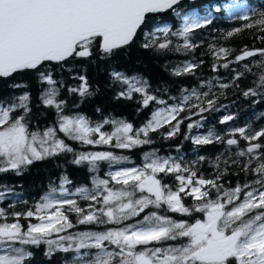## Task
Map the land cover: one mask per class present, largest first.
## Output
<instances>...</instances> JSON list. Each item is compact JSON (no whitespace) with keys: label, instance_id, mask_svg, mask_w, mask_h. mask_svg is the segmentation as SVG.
Here are the masks:
<instances>
[{"label":"snow or ice","instance_id":"1","mask_svg":"<svg viewBox=\"0 0 264 264\" xmlns=\"http://www.w3.org/2000/svg\"><path fill=\"white\" fill-rule=\"evenodd\" d=\"M182 0H0V77H11L15 73L25 70H36L42 81L55 85L51 73L45 74L42 66L46 62L66 61L69 57H89L94 45H99L102 52L108 55L130 45L137 36L138 30L148 23L149 14L163 13L173 10L183 23L172 36L184 38L185 50L195 49L198 45L188 39L196 29L210 24V17H200L196 13H184L178 10ZM242 7V6H240ZM240 19L249 21L244 25L247 29L258 28L264 32V13L252 19L244 12ZM242 29H234L228 36L240 33ZM169 27H157L154 31L145 33V43L142 47L156 48L157 50L170 49L172 41L165 39L157 44V33L169 35ZM264 41V36L259 37ZM180 50L179 46L174 49ZM229 50L221 48L216 52L219 57H226ZM264 56V48L242 50L236 56V61H243L248 57ZM200 63H203L202 61ZM231 63V61L229 62ZM228 67V63L222 65ZM264 70V61L259 65ZM198 64L188 63L182 68L175 69L176 75L193 73ZM248 71V65H245ZM213 70H216L215 65ZM243 73H238L235 79ZM113 76L129 85L127 92L120 96L131 99L132 93L143 94L142 105L148 107L150 102L166 103L158 100L147 92V82L137 77H126L120 73ZM264 85V74L260 77ZM79 89H71L80 96L88 93L86 78L81 76ZM211 88V82H209ZM18 86V85H17ZM222 88L228 84L220 85ZM254 89L244 92L245 96L256 95ZM57 90L50 88L42 96V102L47 106H54L58 111L65 101L55 99ZM193 95H196L193 90ZM207 96V93L203 94ZM199 99V96H197ZM190 96H184L182 103L187 102ZM19 104L8 106L0 105V173L9 170H19L23 166L32 165L45 157L59 152H72L73 149L59 139L57 129L48 128L42 134L29 132L25 116L14 117L11 113L16 108H23L27 113L29 96L25 94L19 98ZM214 99L207 100V107L193 105L200 113L212 109ZM184 107L180 105L168 106L152 113L151 118L139 129L131 123L113 121L115 129L112 132L101 131V126H90L83 116H61L59 132L73 141H80L88 145H110L117 149H133L139 146L152 144L150 132H157L161 127L172 124L167 133L175 136L180 130L183 120H177ZM232 119L225 117L223 122ZM194 125L189 124L191 129ZM198 126V125H197ZM99 134L93 139L94 134ZM239 133L249 146L240 150L237 155H248V162L241 171H251L257 179L246 182L242 186L225 189L218 183L226 172H218L214 179L198 176L197 171L183 164L180 160L163 158L155 152L145 154V163L142 167H126L110 171L108 176L120 189L109 187L110 180L95 179L96 194H90L86 188L78 189L83 199L96 201L103 207L95 208L85 213L75 199L52 198L53 188L38 205L40 212L54 209L48 215H39L41 222L32 224L24 231L20 223H0V264H25V260L32 256L21 245L39 246L45 243L49 252L53 246L65 252L85 251L77 257V264H264V143H252L264 137V129L246 131L245 128L233 130V135ZM143 137V138H142ZM196 145H209L215 142H225L223 137L209 132L208 135H197L192 138ZM229 146L238 145L235 138L226 140ZM127 157L117 156L111 151L81 153L74 162L80 164L87 161L91 170L95 171L98 162L108 161L111 164L127 160ZM204 157H200L203 160ZM256 161L255 167H250ZM237 163V161H233ZM217 167H219L217 165ZM159 173L165 176L172 175L178 182L175 190L171 185L162 183ZM187 173V175H185ZM258 185V187H257ZM213 190L215 198H213ZM63 191V190H62ZM137 192L141 195L137 197ZM243 193V197L241 196ZM183 194V196H182ZM185 197H192L195 203L187 206ZM102 198V199H98ZM238 202V203H237ZM65 206H68L65 209ZM167 206L172 213L192 216L193 213H202V219L194 222L187 220L176 221L169 216L160 215L157 211ZM231 206V207H229ZM148 210V211H146ZM66 211L75 212L81 218L79 224L122 225L100 232H81L76 236H60L59 240L47 239L53 233H60L73 227ZM143 217L134 223L125 224V221L134 217ZM7 214L0 208V217ZM19 218L21 215L33 217L31 210L26 214L13 213ZM64 241H71L64 246ZM182 241L180 243L157 246L161 242ZM107 242V244H106ZM74 245V246H73ZM152 245V247H148ZM111 246V247H110Z\"/></svg>","mask_w":264,"mask_h":264},{"label":"trees","instance_id":"2","mask_svg":"<svg viewBox=\"0 0 264 264\" xmlns=\"http://www.w3.org/2000/svg\"><path fill=\"white\" fill-rule=\"evenodd\" d=\"M177 7L182 14L194 12L200 17L211 18L210 24L190 34L188 39L191 43L198 45L195 49L185 50L183 48L184 38L171 35V32L177 31L183 23L171 10L149 14L148 23L138 31L133 42L111 55L103 53L99 45H94L92 55L89 57H69L66 61L57 63L46 62L42 66L43 71L45 74L51 73L53 80L56 81L55 85L42 81L36 70H25L6 78L0 77V105L19 104V98L27 94L30 111L26 113L23 108H16L11 115L14 117L24 115L29 132L42 134L50 127L57 129V137L64 139L65 143L73 149L72 152L62 151L34 162L32 165L23 166L19 172L9 170L0 173V208L4 209L7 214L5 217H0V223L18 222L23 230L27 231L32 224L40 222L37 219L41 215L38 205L51 189L59 187L63 181H67L66 186L70 191L80 188L88 189L90 194L101 191L102 189H94V179L98 176L99 179L110 180L108 173L112 171V168L108 161L98 162L95 171L91 170L92 166L87 161L80 164L75 163L74 161L81 153L111 151L117 156L127 157L129 165L142 166L145 154L155 152L159 157L180 160L196 170L198 176L206 179H214L218 172H224L226 169L223 177L218 180V183L222 184L225 189L234 188L237 184L242 186L258 178L251 171L248 173L241 171V168L248 162L249 156L241 157L237 153L240 150H246L249 142L245 141L239 133L233 135V130L245 128L246 131H259L264 129V85H261L259 79L260 75L264 74V70L259 66L261 61H264V56L258 54L243 61H236L235 58L241 55L245 48L248 50L264 48V41L259 39L264 36V32L259 31L258 28H245L244 25L249 21L239 18L244 12H247L252 19L258 18L260 13H264V0H182L181 5ZM157 27L170 28L167 37L163 33H157V44L170 39L172 44L169 47L173 50L142 47L145 43L144 34L154 31ZM237 28L242 31L228 36L229 32ZM176 46L180 47L179 51L174 50ZM221 48L229 50L226 57L224 54L219 57L216 55ZM201 61L203 63H200ZM188 63L198 64L199 67L194 69L193 73L175 74V69L182 68ZM225 63H228L227 68L222 66ZM214 65L215 71L213 70ZM245 65H248L251 71H248ZM113 73L146 81L148 94L166 103L152 101L148 107H143V94L141 93H132L131 99L120 96V93L127 92L130 86L117 80ZM238 73H243V75L235 79ZM81 76L87 81L89 94L85 96L71 91V89L81 87ZM209 82H211V88ZM222 84H228L229 87L222 88L220 87ZM50 88L57 90L55 97L57 101L66 102L59 111L54 106H47L42 102L43 94ZM249 89H254L257 94L245 96L244 92ZM193 90L196 95H193ZM204 93L208 95L204 96ZM184 96H190V99L182 103ZM208 99L215 100L214 107L208 111L200 113L198 108L193 106L207 107ZM175 105L184 107V111L177 116V120H183L179 132L175 136L167 135L172 125L177 122L172 121V124L161 127L157 132L149 133L154 141L152 144L133 149H117L103 144H84L71 140L58 130L59 119L64 115L83 116L89 121L90 126L100 125L105 132H109L115 125L113 121L131 123L135 130L144 126L156 110ZM229 116L232 119L222 123L224 118ZM189 124L194 126L189 129ZM209 132L223 137L225 142L214 141L209 145L193 143V137L208 135ZM96 137L97 135H94L92 138ZM229 138L237 139L239 144L227 145L226 140ZM252 143H264V137ZM200 157L204 159L200 160ZM255 166L256 161L253 159L250 167ZM158 178H162V183L171 185L173 190L178 184L172 175L165 176L164 173H159ZM109 187L120 189L121 185H116L110 180ZM136 195L138 197L141 194L137 192ZM241 196L243 197V193ZM213 198H215L214 190ZM76 202L85 209V213L93 210L88 207L89 204L95 205V208L103 207L102 204L85 200L83 197L78 198ZM184 203L191 206L195 201L192 197H185ZM67 208L68 206H65V209ZM29 210L35 213L33 217L21 215L17 218L13 215V213L26 214ZM150 210L169 216L176 221L187 220L191 223L195 219L204 218L202 213H193L192 216L172 213L167 210V206ZM65 214L68 215L73 227L58 234L53 233L47 239L59 240L60 236H76L81 232H100L122 226L79 224L78 220L81 217L75 212L66 211ZM143 215L144 213H141L140 217H134L124 223H134ZM180 242L182 241L161 242L157 246L166 247L168 244ZM71 243V241H64V246ZM23 246L32 253V256L25 260V264H74L83 252L97 251L65 252L54 245V250L49 252V246L45 243L39 246Z\"/></svg>","mask_w":264,"mask_h":264},{"label":"rangeland","instance_id":"3","mask_svg":"<svg viewBox=\"0 0 264 264\" xmlns=\"http://www.w3.org/2000/svg\"><path fill=\"white\" fill-rule=\"evenodd\" d=\"M162 108H166V107H162ZM162 108H160V109H162ZM115 126H116V125H114V126L111 128V130H110L109 132L114 131ZM101 131H103V130H102V126H101ZM103 132H105V131H103ZM94 135H97V137H96L95 139H97L98 136H99L98 133H97V134H94ZM94 135H93V136H94ZM145 162H146V161H144V163H145ZM108 163H109V165H110V162H108ZM127 163H128L127 160H122V161H120V162H114V163L111 164V167H110V168H112V171H115V170H118V169H121V168H126V167H142V166H143V165H142V166H137V165H133V164L129 165V164H127ZM96 170H97V168H96ZM95 179H98V176H97ZM114 183H115V182H114ZM66 184H67V181H63L59 187L55 188V189H56V192L52 193V198H56V199L72 198V199H75V200L77 201L78 198L83 197L82 194L78 192V190L70 191V190L67 188ZM114 187H115V186H114ZM94 189H96L95 185H94ZM62 190H63V191H62ZM87 190H88V189H87ZM47 195H48V194H47ZM47 195H46V196H47ZM46 196H45V197H46ZM42 202H43V201H42ZM42 202H41V203H42ZM237 203H238V202H237ZM230 207H231V206H230ZM38 210H39V209H38ZM39 212H40V211H39ZM50 212H52V209H46V210H44V212H40V213H41V215H43V214L48 215ZM40 222H41V221H40ZM40 222H38V223H40ZM14 246H15V247H24L23 245L19 244L18 242H16V243L14 244ZM148 247H151V246L149 245ZM24 248H25V247H24ZM25 249H26V248H25ZM81 255H82V254H81ZM74 264H77V259L75 260Z\"/></svg>","mask_w":264,"mask_h":264},{"label":"water","instance_id":"4","mask_svg":"<svg viewBox=\"0 0 264 264\" xmlns=\"http://www.w3.org/2000/svg\"><path fill=\"white\" fill-rule=\"evenodd\" d=\"M169 11H171V10H167V11H165V12H169ZM164 13V12H163ZM139 31V30H138ZM52 62H55V61H52ZM61 62V61H60ZM55 63H57V62H55Z\"/></svg>","mask_w":264,"mask_h":264},{"label":"bare ground","instance_id":"5","mask_svg":"<svg viewBox=\"0 0 264 264\" xmlns=\"http://www.w3.org/2000/svg\"><path fill=\"white\" fill-rule=\"evenodd\" d=\"M95 180V179H94Z\"/></svg>","mask_w":264,"mask_h":264}]
</instances>
